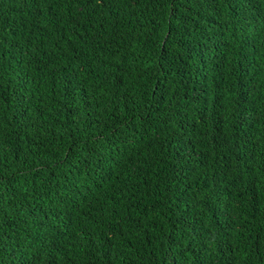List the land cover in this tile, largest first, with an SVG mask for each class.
Returning a JSON list of instances; mask_svg holds the SVG:
<instances>
[{
    "label": "trees",
    "instance_id": "obj_1",
    "mask_svg": "<svg viewBox=\"0 0 264 264\" xmlns=\"http://www.w3.org/2000/svg\"><path fill=\"white\" fill-rule=\"evenodd\" d=\"M0 264H264V0H0Z\"/></svg>",
    "mask_w": 264,
    "mask_h": 264
}]
</instances>
